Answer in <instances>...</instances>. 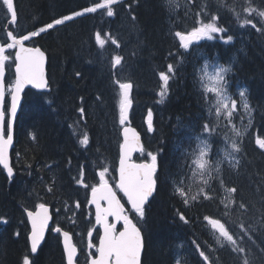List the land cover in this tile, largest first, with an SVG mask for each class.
<instances>
[{
  "label": "trees",
  "instance_id": "16d2710c",
  "mask_svg": "<svg viewBox=\"0 0 264 264\" xmlns=\"http://www.w3.org/2000/svg\"><path fill=\"white\" fill-rule=\"evenodd\" d=\"M101 2L15 0L18 20L13 23L0 0V45L11 43L8 30L25 35ZM112 7V17L106 9H97L27 41L47 53L50 91L26 90L15 126L12 179L0 166V264H23L25 256L33 260L31 264H66L53 230L38 256H31L26 211L41 203L52 208L51 228L59 225L86 234L93 225L91 186L100 182L98 173L104 167L115 183L122 143L124 124L120 123L116 80L133 85L130 120L141 132L145 147L137 159L157 155L156 192L144 218L132 213L145 241L142 264H205L200 251L210 264H244L245 259L264 264V149L256 143L264 139V17L258 15L264 11V0H118ZM246 8L256 11L249 13ZM213 15L227 32L195 41L187 50L181 48L175 33L189 32L199 26L198 21L210 22ZM246 20L261 31L251 25L241 27ZM97 33L105 41L103 46L97 42ZM228 35L234 39L224 43ZM14 52L15 48L5 52L8 87L15 77ZM115 55L123 60L114 69ZM205 63L231 67L226 76L229 93L239 100V91L246 90L250 117L242 119L234 113L229 123L225 115L216 116L214 97L203 75ZM169 64L174 74L162 100L159 73L167 72ZM205 124L211 133L203 131ZM235 125L242 133L239 137ZM85 134L86 146L80 144ZM234 140L241 149L238 153L228 145ZM201 141L209 145L210 169L203 177L194 163ZM81 166L84 184L77 183ZM53 184V192L48 193ZM177 187L187 193V205ZM231 188L236 192H229ZM206 217L221 221L236 237L237 247L245 251H234L222 239L218 242L219 234ZM82 252L78 262L87 264L89 254Z\"/></svg>",
  "mask_w": 264,
  "mask_h": 264
},
{
  "label": "snow or ice",
  "instance_id": "6c2138e0",
  "mask_svg": "<svg viewBox=\"0 0 264 264\" xmlns=\"http://www.w3.org/2000/svg\"><path fill=\"white\" fill-rule=\"evenodd\" d=\"M118 3V0H102L99 4H94L91 7L84 8L81 12H75L72 15L64 16L60 19H55L51 23L44 25L39 28L37 31L27 33L25 35H20L19 37L14 36L12 32H8L7 36L11 40V43L7 45H0V102L4 99V84L3 77L5 73V63L9 60V56L5 55L7 49L17 48L18 51L15 56L16 60V82L14 85V91L11 94V108L10 114L12 117H15L17 111V104L20 99V92L22 91L25 84H34L37 88H47L48 84L44 79L42 66L44 60V53L39 48H26L25 42L31 40L33 37L39 36L41 33L46 32L47 30L53 29L57 25L64 24L65 21L73 19L74 16H81L85 13H95L97 9H106L107 16L112 17L115 15L112 5ZM3 4L6 5L7 11L11 15L12 22L15 23L17 20V12L14 0H3ZM246 12H253L256 9L246 8ZM258 15L264 17V11H259ZM134 19V17H133ZM219 17L213 15L210 22L204 23L198 21L199 26L193 27L191 31L182 33L176 32L175 36L179 37L180 47L187 50L194 41H200L202 38L212 39L214 33H226L227 29L219 27L217 25ZM244 25H251L256 29L257 32H260L261 29L256 27V24L252 20H246L241 24V27ZM97 42L103 46L105 41L100 39L99 33L96 34ZM233 36L228 35L224 40V43H230L233 41ZM113 44H116L119 47L118 42L113 39ZM123 57L120 55H115L112 61V67L115 69L116 66L121 65ZM206 66V65H205ZM231 67L218 66L215 70V75L212 77L215 86L211 89H208L211 93L216 95V116L223 114L231 123V118L235 111L237 110V101L231 99L227 95V81L226 76L231 71ZM174 74V66L169 64L167 66V72H160L159 77L163 82L162 90L159 93L161 99L167 94V86L171 75ZM79 76V73H76ZM203 79V77H201ZM115 83L119 87L120 93V123L123 125L127 119L128 108L131 105L130 100V90L133 85L131 82H120L116 80ZM240 101L245 111H249V104L246 99V90L241 89L238 93ZM80 113H83L84 109L81 108ZM152 112H148V129L152 130ZM3 121L4 113L0 111V165H2L6 170L9 177L14 175L13 168L10 166L9 157H8V148L12 144L13 134H12V122L11 120L7 125V137L5 138L3 131ZM233 130L237 137L241 136L242 133L235 129ZM203 131L206 133H211L212 129L209 128L208 124L203 125ZM129 130L124 129V144L121 146L122 154L120 157V168H119V181L116 184V188L113 189L105 179L108 169L106 167L103 170L99 171L100 183L96 186H91V201L90 203L94 204L96 207L95 219L97 224L103 225V235L100 237L99 247L97 249L99 255L95 258H92L90 264H141V254L143 250V237L141 234L140 228L137 227L130 216L126 213L124 204L121 203V198L118 197L117 191L122 192L123 196L127 198L126 203L130 204L131 211L133 215L138 216L139 218H144L146 204L149 201V198L153 196L154 191L156 190V172L158 168L157 164V155L149 153L151 157L150 163H141L127 165L126 159L130 155L133 148L139 143L138 137L133 135L131 140L128 136ZM34 138V137H33ZM89 138L87 134L83 136L80 140L81 145H88ZM257 145L260 149H264V139H257ZM202 147L199 149V155L195 159L194 163L196 168L199 170L201 177L208 172L210 169V164L206 157L209 152V145L201 141ZM231 149L233 153H238L241 151L239 144L234 140L231 143ZM226 157L231 159V154L225 153ZM238 164L239 161H236ZM50 167V166H49ZM217 171H219V165H217ZM210 174V173H209ZM80 179H77L78 184H84V171L83 166L79 172ZM205 185L208 183L207 180L202 181ZM223 183V181H221ZM55 185H51L47 188L48 193H52ZM85 187H89L85 185ZM231 193H235L236 189L231 188L228 190ZM176 192L184 198L185 205L188 204L187 193L183 188L177 187ZM201 192L204 195L205 199H208V195L201 189ZM195 199V197H193ZM106 202L107 206H102L101 202ZM231 201L229 204H226L225 207L228 208L231 206ZM76 206L79 207V202L76 203ZM240 207L243 209L245 205L240 204ZM48 206L46 203H41L37 206V211L31 212L28 211L27 215L32 221V232L30 235L31 240V253H36L38 250V245H40L43 236L44 228L47 225L48 220L50 219L48 214ZM114 217L116 222H123V230L117 233L116 223H109L108 218ZM180 219L187 223L186 218L183 213L179 214ZM210 220V223L213 229L219 232L218 242L222 238L223 242L231 244L234 251L243 253L244 248L237 247V239L234 235L225 227L223 223L219 220H211L210 218H205ZM241 230L246 231L244 225H240ZM56 232H60L61 229L57 227ZM89 237L92 233L89 231ZM64 236V251L67 256V264H74V258L77 253L75 245L70 243V234L68 232H63ZM94 247L89 241V248ZM199 249V245L196 246ZM199 255L202 257L205 264H210L209 257L205 255L203 251L199 252ZM23 264H31L27 256L24 257ZM244 264H250V262L245 259Z\"/></svg>",
  "mask_w": 264,
  "mask_h": 264
},
{
  "label": "water",
  "instance_id": "95a60500",
  "mask_svg": "<svg viewBox=\"0 0 264 264\" xmlns=\"http://www.w3.org/2000/svg\"><path fill=\"white\" fill-rule=\"evenodd\" d=\"M14 3H15V0H14ZM17 12V11H16ZM17 20H18V15H17ZM17 20H16V22H17ZM11 22H12V19H11ZM7 32H12V34L14 35V36H16L15 34H14V32L12 31V30H8ZM18 37V36H17ZM10 40V39H9ZM11 41V40H10ZM26 48H39L43 53H44V60H43V66H42V71H43V76H44V79H45V81L47 82V84H48V87L47 88H37V87H35V85L34 84H25L24 85V87H23V89H22V91L20 92V99H19V102H18V104H17V111H16V115H15V117H12L11 116V114H10V108H11V96H10V106H9V111H8V122L11 120V122H12V134H13V141H12V144L11 145H9V148H8V157H9V163H10V166L13 168V171H14V167H13V159H12V152H13V149H14V146H15V126H16V121H17V117H18V115H19V113H20V110H21V106H22V103H23V97H24V93H25V91L27 90V89H34V90H36V91H41V92H45V91H49L50 90V88H49V78H48V69H47V67H48V56H47V53L42 49V47H40V46H38V45H31V44H28L27 42H25V45H24ZM17 51H18V49L16 48L15 49V56H16V53H17ZM15 62H16V60H15ZM17 63V62H16ZM16 64H15V66H14V72H15V82H16V77H17V74H16ZM6 74H7V70H6V67H5V73H4V77H3V84H4V99H3V101L2 102H0V111H2L3 113H4V121H3V131H4V135H5V138L7 137V134H5V123H6V113H5V111H4V108H5V102H6V98H7V84H6ZM15 82H14V85H15ZM14 85H13V89H12V92L14 91ZM12 92H11V94H12ZM126 122H128V124H126L125 125V127L122 129V144H121V146L124 144V129L125 128H127L128 130H129V132H128V136H129V139L131 140V138L133 137V135H136L137 137H138V141H139V143L133 148V150L131 151V153H130V155L128 156V158L126 159V164L127 165H133V164H141V163H150V162H148V161H143V162H136V161H134V158H135V156L137 155V154H139V153H141L143 150H144V146H143V140H142V134L140 133V131L137 129V128H135L134 126H132L131 125V123H129V116H128V114H127V119H126ZM121 154H122V149H121V147H120V157H121ZM120 157H119V162H118V168H117V174H118V181H119V178H120V176H119V168H120ZM3 169H4V172H5V174L8 176V174H7V170L2 166V165H0ZM14 173H15V171H14ZM9 177V176H8ZM12 177L13 176H11V177H9L10 179H12ZM157 182V181H156ZM112 188H113V186L111 185V184H109ZM156 188H157V186H156ZM114 189V188H113ZM155 192H156V190L154 191V193H153V196H154V194H155ZM118 195V194H117ZM152 196V197H153ZM119 197V196H118ZM152 197H150L149 198V201H148V203L151 201V199H152ZM127 199V198H126ZM90 200H91V195H90ZM102 203V206H104V207H106L107 206V204L106 205H104L103 203V201L101 202ZM106 203V202H105ZM121 203H122V201H121ZM147 203V204H148ZM92 204V203H91ZM123 204V203H122ZM146 204V205H147ZM130 205V204H129ZM47 206H48V210H49V212H48V214H49V217H50V219L48 220V222H47V225H46V227L44 228V236H43V239H42V241H41V243H40V245H38V248L44 243V241H45V238H46V236H47V233H48V231H49V228H50V226L52 225V222H53V214H52V209H51V206L50 205H48L47 204ZM92 206L95 208V211H96V207H95V205L94 204H92ZM125 206V205H124ZM131 207V206H130ZM125 210H126V213H127V208H126V206H125ZM28 211H31V212H36L37 211V208L35 209V210H28ZM28 211H27V213H28ZM28 216V215H27ZM110 218H113V222L112 223H116V228L121 224L122 225V229H120L119 231H122L123 230V222L121 221V222H116L115 221V218L114 217H109L108 218V220H109V223H110ZM132 219V218H131ZM28 220H29V224H30V228H31V232H32V221H31V219L28 217ZM133 220V219H132ZM133 223H135V221L133 220ZM136 224V223H135ZM137 225V224H136ZM100 227H101V231H102V233H101V236L103 235V225H101L100 224ZM137 227L138 228H140L138 225H137ZM140 230H141V234H142V237H143V250H142V254H141V264H142V259H143V254H144V249H145V241H144V236H143V232H142V229L140 228ZM118 231V232H119ZM31 232H30V234H29V241H30V246H31V240H30V235H31ZM61 235H62V245H63V249H64V236H63V232H68V231H66V230H63V229H61ZM117 232V233H118ZM69 234H70V237H71V239H70V243L71 244H73V245H75V247H76V249H77V253H76V256H75V258H74V264H78V262H77V259H78V256H79V249H78V247H77V245L74 243V239H73V236H72V234L70 233V232H68ZM100 236V237H101ZM100 241V240H99ZM98 247H99V245H98ZM65 252V251H64ZM35 254V253H34ZM99 255V253H98V251H97V255L96 256H92L91 257V259L92 258H95V257H97ZM65 256H66V253H65ZM91 259H90V261H91ZM90 261H89V264H90ZM66 263H67V256H66Z\"/></svg>",
  "mask_w": 264,
  "mask_h": 264
},
{
  "label": "rangeland",
  "instance_id": "374dc122",
  "mask_svg": "<svg viewBox=\"0 0 264 264\" xmlns=\"http://www.w3.org/2000/svg\"><path fill=\"white\" fill-rule=\"evenodd\" d=\"M174 1V0H173ZM177 1V0H176ZM81 12V11H80ZM202 39H207V38H202ZM195 42V41H194ZM6 64H7V66H8V61L6 62ZM206 65V66H205ZM12 66V63H10L9 64V67H11ZM218 66H221V65H218V64H211V63H205L204 64V66H203V68H202V70H203V75H204V79H205V81H206V83H207V88L208 89H211L212 87H214L215 86V83H214V81H213V79H212V77L215 75V70H216V68L218 67ZM11 88V87H10ZM11 89H9V91H10ZM229 88H228V85H227V89H226V91H227V95L228 96H230L231 97V99H234V100H236L237 101V110L235 111V113H240L241 114V118L242 117H244V118H246V117H250V115H249V113H250V111H245L244 110V108H243V106H242V103H241V101H240V99L238 100V99H236V98H234V96L233 95H231L230 93H229ZM210 92V91H209ZM211 93V92H210ZM212 95H213V97H214V101H215V106H216V95L214 94V93H211ZM247 99V98H246ZM248 102V101H247ZM244 113V114H243ZM222 114H223V112H222ZM224 115V114H223ZM243 119V118H242ZM235 127V129H237V126L235 125L234 126ZM228 145L230 146V148H231V143L229 142L228 143ZM201 147H202V144H201ZM223 152V151H222ZM146 159H148L149 161H151V157L149 156V157H147ZM108 174L109 173H106V177H108L109 178V176H108ZM111 178H109L108 179V182H112L111 180H110ZM93 218H95V216H94V214H93ZM71 222H75V221H71ZM93 226H94V223H93V225L91 226V227H89L87 230H86V234L84 233V232H82L81 230H76V231H78L79 233H80V241H81V243H83L84 244V246H85V249L87 250V251H91L92 249L91 248H89L88 247V245H87V243H88V236H87V233L93 228ZM77 228H78V226H77ZM90 229V230H89ZM216 232L219 234V232L216 230ZM222 239V238H221Z\"/></svg>",
  "mask_w": 264,
  "mask_h": 264
},
{
  "label": "flooded vegetation",
  "instance_id": "af4514ba",
  "mask_svg": "<svg viewBox=\"0 0 264 264\" xmlns=\"http://www.w3.org/2000/svg\"><path fill=\"white\" fill-rule=\"evenodd\" d=\"M106 179V178H105ZM106 180H108V178L106 179ZM116 184H117V182H116ZM113 185H115V184H113ZM116 188V187H115ZM117 193H118V191H117ZM119 195V194H118ZM122 200L124 201V203H126V201H125V199L124 198H122ZM93 211H94V209H93ZM95 216V215H94ZM94 221H95V223H94V226H93V228L90 230L91 231V233H92V235H91V237H89V235H88V233H87V236H88V243H87V245H88V247H89V241L91 240V244L92 245H94V247H92L91 249H93L91 252H88L87 250V252H88V254H89V258H88V261H87V264H88V262H89V259H91L90 257L92 256V253L94 252V251H96V247H97V245H98V243H99V238H100V235H101V229H100V227H99V225L96 223V220L94 219ZM53 227V226H52ZM57 227H59V228H61L59 225H57V226H55L54 228H50V230H53V232H54V234H56L57 235V237H59V239H60V243H61V247H62V252H63V254H62V256L61 257H63L64 258V261H65V263H66V256H65V252H64V249H63V245H62V235H61V232H56L55 231V229L57 228ZM119 229H121V227H118L117 228V231L119 230ZM50 230H49V232H50ZM49 232H48V234H49ZM29 234H30V230H29V233H28V242H29V246H30V241H29ZM48 234H47V236H46V239H47V237H48ZM80 233L79 232H73V236H74V240H75V242H77V240L78 241H80ZM46 239H45V241H46ZM45 241H44V243H45ZM81 242V241H80ZM44 243L38 248V250H37V252L34 254V253H31V251H30V253H31V256L32 257H37L38 256V254L40 253V251H41V248H42V246L44 245ZM78 243V242H77ZM79 245V244H78ZM80 247V246H79ZM30 249H31V246H30ZM83 249H85V248H80V253H79V258H81V255H82V251H83ZM82 252V253H81ZM29 258V260H30V262L32 261L33 262V260L30 258V257H28ZM67 264V263H66Z\"/></svg>",
  "mask_w": 264,
  "mask_h": 264
},
{
  "label": "bare ground",
  "instance_id": "6f19581e",
  "mask_svg": "<svg viewBox=\"0 0 264 264\" xmlns=\"http://www.w3.org/2000/svg\"><path fill=\"white\" fill-rule=\"evenodd\" d=\"M101 11V10H100Z\"/></svg>",
  "mask_w": 264,
  "mask_h": 264
}]
</instances>
